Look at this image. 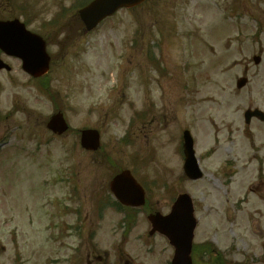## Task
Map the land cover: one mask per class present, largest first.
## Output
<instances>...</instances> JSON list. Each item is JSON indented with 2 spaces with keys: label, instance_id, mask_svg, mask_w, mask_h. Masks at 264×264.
<instances>
[{
  "label": "rangeland",
  "instance_id": "obj_1",
  "mask_svg": "<svg viewBox=\"0 0 264 264\" xmlns=\"http://www.w3.org/2000/svg\"><path fill=\"white\" fill-rule=\"evenodd\" d=\"M170 1L165 8L150 4L118 12L74 51L73 40L52 47L57 54L48 90L26 84L20 75L16 81L24 85L2 90L1 118L8 115V128L18 130L7 135L8 148L0 155V264L33 257L53 263L71 255L60 248L80 241L68 229L75 227L78 211L88 226L105 212L94 242L101 249L114 247L116 259L122 235H129L125 260L166 264L163 243H155L157 254H147L146 209L130 232L122 231L123 216L112 205L96 213L116 202L104 194L112 168L131 169L144 179L148 195L160 201L156 210L169 212L176 195L172 184L183 174L176 154L180 127L191 131L205 174L187 188L179 181L198 207L195 244L212 243L227 264H264V203L248 192L256 183V163L264 161V124L244 123L248 109L264 111V0H243V7H230L232 0L214 7L216 0H209L215 11L210 18L192 0ZM254 57L262 59L257 66ZM243 77L249 84L239 91ZM59 111L71 129L61 138L46 130ZM89 128L102 136L96 154L80 148L78 131ZM2 132L0 127V138ZM228 150L238 161L231 180L221 176ZM251 156V168L239 174V161ZM43 170L47 193L40 184Z\"/></svg>",
  "mask_w": 264,
  "mask_h": 264
},
{
  "label": "flooded vegetation",
  "instance_id": "obj_2",
  "mask_svg": "<svg viewBox=\"0 0 264 264\" xmlns=\"http://www.w3.org/2000/svg\"><path fill=\"white\" fill-rule=\"evenodd\" d=\"M67 1L70 2L68 5L66 4ZM219 1L221 0H216L215 4ZM241 1L232 0L230 6L233 7ZM49 2L50 0H0V40L8 41L11 47L8 50L0 47V105L2 102V90L9 87L12 83L24 85V83L20 84V82L16 81H22L18 75L23 76L22 79L26 84L42 85L48 90L50 87V74L56 62L54 57L57 54V52L52 53V47L57 45L59 48L62 41L73 40L72 49L74 51L78 46V41L89 35V33H86L79 16V10L84 6L83 0H56V3L50 5L48 8ZM171 3L170 0H148L141 7L152 4V7L158 9L165 8ZM190 3L194 7L199 6V8H201L203 3L210 4L209 0H192ZM68 33H71V35ZM68 46L70 47V45ZM27 59L31 60V65L35 68L33 72H30L26 65V62H28ZM1 116L2 112L0 111V127L4 131L0 138V153L5 148H8V145H4L5 140L8 138L7 135L9 133H16V130H18L17 125L14 128H8V123L10 122L8 115H6L7 119L4 121ZM245 139L249 143L251 141L253 145L250 135L246 136ZM231 144H234L233 140ZM263 151L264 146L261 148V152ZM227 152L228 155L224 161L223 173H221L222 178H226L229 173L230 175L234 173L233 170L229 171L226 169V164L231 160H235L233 159V151L228 150ZM178 154L179 150H177ZM253 159L255 160L256 157L253 156ZM243 160L244 158L240 161V173L244 170L248 171L251 166L249 165L250 159H247L245 163H242ZM182 179L183 183H188V187L193 183L185 174L182 176ZM256 179L258 180V185L253 187L250 192L260 193L261 199L264 200V171ZM179 181L177 178V197L181 194ZM157 201L155 205L152 204L151 200L147 201L145 207H148V215L160 212L156 210L157 207H160V201ZM99 211L103 212L104 210H97V213ZM115 212L120 214L119 216H123V222L121 224L122 231H126L129 227L131 212L139 216V213L136 211H129L121 206H117ZM104 214L105 212L101 213L99 218L91 219L90 226H88L89 222H83L77 229L82 232L97 233L102 228L103 223L101 222H103ZM150 233L151 227L146 235L149 242L148 245H151V249L153 250L154 240L162 237L159 234L150 235ZM204 248L206 247H200L198 250L196 247L193 248L194 264H198L201 257L204 258L203 262L206 263V249ZM69 250L71 255H62L58 260H54L58 261L54 264H132L129 260L123 261L122 257L119 258L118 262L115 261L112 252L100 251L102 249L95 242L73 243L69 245ZM61 251L62 254L67 253V246L62 245ZM154 254H157V249ZM218 255L219 253H217ZM218 261L215 260L213 263L208 262L206 264H216ZM14 264H20V261L18 263L16 261ZM26 264H52V262L34 257L27 259Z\"/></svg>",
  "mask_w": 264,
  "mask_h": 264
},
{
  "label": "water",
  "instance_id": "obj_3",
  "mask_svg": "<svg viewBox=\"0 0 264 264\" xmlns=\"http://www.w3.org/2000/svg\"><path fill=\"white\" fill-rule=\"evenodd\" d=\"M142 0H95L88 8L81 12L82 18L89 31L97 27V25L107 17L114 15L121 8H132ZM255 63L261 62L260 58H255ZM248 83L247 79H241L237 87L243 89ZM246 122L250 124L252 118H256L264 122V113L255 110L247 111L245 114ZM61 119L54 117L52 125L56 122L61 123ZM62 125H60L61 127ZM60 132L66 130L65 126L62 128L56 127ZM82 145L89 150H96L100 145L99 134L95 131H86L83 133ZM186 168L191 171V177L195 180L202 177L198 163L194 157L193 142L190 136H186ZM132 176L129 172H124L118 176L112 183V190L115 191L116 196L124 202H132L141 193L140 189L133 182ZM177 211V213L175 212ZM173 213L158 222L159 217L154 218V225L170 239L172 245L176 247V256L173 264H192L190 253L192 249V241L194 237V229L196 222L192 223L191 217L193 215L192 201L188 196H182L178 205L175 207Z\"/></svg>",
  "mask_w": 264,
  "mask_h": 264
}]
</instances>
